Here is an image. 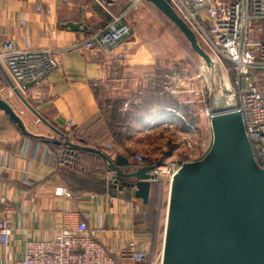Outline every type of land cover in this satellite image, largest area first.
Masks as SVG:
<instances>
[{"label":"crops","instance_id":"0c3cea01","mask_svg":"<svg viewBox=\"0 0 264 264\" xmlns=\"http://www.w3.org/2000/svg\"><path fill=\"white\" fill-rule=\"evenodd\" d=\"M128 3V0H120L112 10L118 13ZM38 5L44 8L43 12L37 10ZM147 12L144 5L138 9L139 14ZM109 20L110 15L94 0H0V40L12 41L18 49L61 51L59 65L45 78L41 91L38 94L28 91L25 95L41 116L66 131L70 130L68 125L73 120L76 126L72 132L76 130L92 145L112 151L113 155L127 156L132 167L140 165L133 156L152 150L154 141H157L156 153L163 152L162 157L171 158L169 131L161 127L149 132L142 129V124L148 125L161 115L160 110L154 112L156 116L143 118L145 122L136 118L130 120L129 128L119 139L113 137L100 117L102 104L110 97L134 94L141 78L162 73L154 68L160 50L149 49L134 31L115 49L116 53H124V59L107 58L98 50L74 46ZM70 22L75 27H71ZM94 82L99 85L94 86ZM0 93L21 115L29 132L62 139L63 136L47 122H36L38 115L8 87L2 71ZM120 110L125 111L123 106ZM203 117L198 118L199 125L210 132L207 119ZM25 146H28L27 156L22 151ZM54 157L40 138L23 134L0 110V221L7 217L15 228L9 245L0 242V264H15L23 257L29 238H53L64 216L71 222L87 221L90 229L95 230L97 237L112 250L122 248L134 238L149 241L146 228L138 224L136 218L141 204L146 203L142 200L139 203L140 199L130 190L114 197L103 185L90 177L82 179L84 176L78 173H71L75 185H81V180H87L84 182L90 185L82 193L72 191L64 179L70 168L59 162L58 170L55 169ZM146 160L149 163L144 164L154 161L148 155ZM60 187L70 189L72 196L57 195ZM93 193H96L94 198ZM4 201L11 206L9 211H4Z\"/></svg>","mask_w":264,"mask_h":264},{"label":"built area","instance_id":"2783aa9c","mask_svg":"<svg viewBox=\"0 0 264 264\" xmlns=\"http://www.w3.org/2000/svg\"><path fill=\"white\" fill-rule=\"evenodd\" d=\"M94 1L107 11L110 20L74 46L98 50L107 58L124 59V53H116L115 49L131 34L132 28L127 23L126 16L133 7L145 0H128V5L118 13L112 10V6L117 5L120 0ZM168 2L218 56L230 60L235 65L237 77L234 88H227L223 92L224 96L231 97V102L226 107H232L242 114L247 135L252 144L254 143L258 157L264 163V95L253 77L255 71H264V0H168ZM37 10L43 12L44 8L38 5ZM21 22L25 24L24 20ZM60 54L61 51L57 49H18L12 41L0 40V62L8 75L4 74L8 87L14 92L20 91L24 96L28 91L32 94L41 91L45 78L59 65ZM156 76L158 82L150 86L152 90L157 89L155 92L160 95L188 94V102L195 106L191 113L196 115L200 112L205 116L210 129L203 138L201 127L193 124L189 116L175 108H168L145 126L144 131L147 132L158 127L177 132L176 146L171 147L174 157H160L151 163L157 166L156 182L166 174L171 184L183 163L201 160L210 151L214 140L212 118L215 111L220 108L213 106L216 94L213 93L207 74L201 68L198 72L190 74L186 70L173 67L166 72L156 73ZM193 80L202 83L194 86ZM28 83H32V86L27 87ZM93 84L98 86L99 82ZM147 86L148 79L141 78L138 85L140 94ZM130 94L132 93H129V96ZM130 103L131 100L127 99L123 109L127 110ZM41 121L43 119L37 116L36 122ZM68 126L70 130L66 135L71 134V129L76 123L72 120ZM22 151L27 156L28 146L23 147ZM179 153L181 157L176 159ZM146 157L144 152L133 156L140 165L144 164ZM114 175L113 171L107 172L106 180L112 179ZM56 194L72 196L67 187L58 188ZM91 195L93 198L96 196L95 193ZM2 207L4 211L11 209L6 202ZM14 231L13 223L7 217H3L0 221V242L5 246L9 245ZM150 250L149 241L141 242L135 238L128 240L122 248L112 250L97 237L95 230L90 229L87 221L71 222L64 216L60 229L53 238L26 240L23 257L15 264H156V262L162 264L163 250L155 262L150 260Z\"/></svg>","mask_w":264,"mask_h":264},{"label":"water","instance_id":"95a60500","mask_svg":"<svg viewBox=\"0 0 264 264\" xmlns=\"http://www.w3.org/2000/svg\"><path fill=\"white\" fill-rule=\"evenodd\" d=\"M147 1L180 27L195 51L209 58L195 32L168 0ZM69 24L74 26L73 22ZM0 71L8 76L1 62ZM15 93L64 137L52 139L64 145L68 153L87 151L107 163L108 172H115L107 180L112 196L130 190L149 203L153 183L158 179L155 164L132 167L123 154L112 155L73 141L41 116L20 91ZM0 110L23 134L47 139L29 132L21 115L1 94ZM212 129L214 140L208 154L201 160L183 163L170 184L162 264H264V166L255 156L240 112L232 107L217 109Z\"/></svg>","mask_w":264,"mask_h":264},{"label":"rangeland","instance_id":"374dc122","mask_svg":"<svg viewBox=\"0 0 264 264\" xmlns=\"http://www.w3.org/2000/svg\"><path fill=\"white\" fill-rule=\"evenodd\" d=\"M146 7L147 13H138V9L142 6ZM139 7V8H138ZM128 19V21H127ZM127 23L131 25L132 31L131 34L136 33L141 39L142 42L147 43L149 49H159L160 51L157 54V61L154 64L155 71L166 72L169 69L175 67L179 68L180 70H186L190 74L194 72H198L201 68L206 74L209 79V82L212 86L213 93L222 95V92L225 89H232L234 88V83L237 77V72L235 69V65L228 59L218 56L206 43L202 40V38L196 33V37L201 45V47L206 51L209 58H205L204 56L200 55L197 51H195L191 45V42L187 38L186 34L180 29L178 25H176L168 16L165 14L161 9L156 7L153 3L145 0L135 7L131 9L127 16H126ZM134 29V30H133ZM130 34V35H131ZM129 35V36H130ZM153 38V40L151 39ZM166 70V71H165ZM154 77H157L155 73H153ZM253 77L255 81L258 83L261 91L264 95V71H255L253 73ZM144 78L149 79L146 75ZM202 82L200 81H192L194 86L200 85ZM1 94V93H0ZM166 94V93H164ZM175 98H178L181 103L189 106V112L195 108L193 103L188 102L189 98L185 93L180 94H173L168 93ZM2 95V94H1ZM163 95V94H162ZM13 100V98H11ZM155 107L154 103H148L144 106L141 111L142 114H146V110H151ZM129 108V107H128ZM183 113V112H182ZM192 114V113H191ZM186 115V114H185ZM193 115V114H192ZM187 116V115H186ZM196 117V125L200 127L198 118L203 117L200 114H194ZM205 117V116H204ZM203 117V118H204ZM146 124H142V129H144ZM202 135L203 138L207 136L208 132L205 127H202ZM177 132L173 131L172 129L169 130L168 138H169V146L175 148L176 140H177ZM159 138H157L158 140ZM152 150L145 151V154L151 157L153 160H158L164 154L161 152L160 154L156 153V146L157 141L152 143ZM155 151V152H154ZM153 157H152V156ZM180 153L176 156V159L180 158ZM163 161H166L165 158H162ZM107 174L105 175L106 178ZM160 179L164 182V199L166 200V207L164 211H162V219H163V226L165 228L166 220H167V209H168V199H169V189H170V180L168 175H163ZM158 182L153 183V191L151 199L149 203L142 205L139 214H137V222L138 224L143 225L149 232H154L155 230V211H156V195ZM139 203L141 200L138 201ZM158 230V240L155 249V253L160 250V254L163 250V243L165 233L159 229ZM164 234V235H163ZM147 238L151 244H154V238L149 233H147ZM156 260H154L155 262ZM156 264H160L156 262Z\"/></svg>","mask_w":264,"mask_h":264},{"label":"trees","instance_id":"16d2710c","mask_svg":"<svg viewBox=\"0 0 264 264\" xmlns=\"http://www.w3.org/2000/svg\"><path fill=\"white\" fill-rule=\"evenodd\" d=\"M166 71V70H165ZM158 82V78L154 76H150L148 79V86L143 89V93L140 94L138 91L137 93H134L132 95H122V96H116V97H110V99L106 100V103L103 105V111L101 112V119L105 122L107 130L113 134V137L116 139H119L120 134L123 133L124 130L129 128V121L133 120V118L139 122H145L144 119L148 116H156L154 113L155 111H161L163 114L168 108H175L178 111L183 112L187 116L190 117L193 124L196 123V117L192 115L189 112V106L181 103V101L178 98L173 97L172 95L166 93L163 95H160L159 93L155 92L157 89L152 90L150 88L151 85L156 84ZM100 100L103 101V97L99 96ZM127 99L131 100V103L129 105V108L125 111H121V106L124 105L125 101ZM148 103H154L155 107L151 110H146V114H142L144 109L143 107L146 106ZM154 113V114H153ZM159 114V113H158ZM153 116V117H154ZM144 118V119H143ZM196 125V124H195ZM65 133L69 134L66 130L61 129ZM72 140L75 142H81L83 144H87L90 146L98 147L102 149L103 151L112 154V151L105 150L103 147L92 145L84 136H82L79 132L76 130L71 132L70 134ZM64 140V137H62ZM44 144L48 147L49 151L56 157L55 159V169L58 170V163H64L66 164L70 169L66 174H64L65 183L69 186V188L72 191L77 190L78 192L82 193L90 185L89 182H84L87 180H81V185L79 186L75 185L74 179L71 176V173H78L84 176V178H92L94 179L98 185H103L104 188L108 192H110V183L105 179V175L107 174L109 168L107 163L98 155H95L93 153L87 152V151H74L67 152L64 145L57 143L52 138L47 139H41ZM254 153L258 161L262 164V160L258 157L255 145L253 143ZM65 151V152H63ZM54 157V158H55ZM144 163H149V161L145 160ZM138 164V163H137ZM84 173V174H83ZM75 185V186H74ZM164 182L162 179L158 181V187L156 189L157 195H156V215H155V230L154 232H149L151 236L154 238V244L151 246L150 250V260L151 262H154L156 258L160 255V250H158L157 253H155L156 249V243L158 238V230H156L159 226V229L165 233V228L163 226V219H162V211H164V208L166 207V200L164 199ZM75 189V190H73ZM105 190V189H104ZM76 192V191H75ZM96 194V193H95ZM166 226V225H165ZM164 235V234H163ZM164 239V237H163Z\"/></svg>","mask_w":264,"mask_h":264},{"label":"bare ground","instance_id":"6f19581e","mask_svg":"<svg viewBox=\"0 0 264 264\" xmlns=\"http://www.w3.org/2000/svg\"><path fill=\"white\" fill-rule=\"evenodd\" d=\"M231 97L230 96H224L223 92L222 95L217 94L213 100V106L218 107L220 109L225 108L226 105L230 104Z\"/></svg>","mask_w":264,"mask_h":264}]
</instances>
